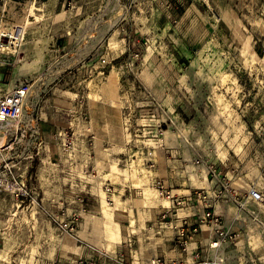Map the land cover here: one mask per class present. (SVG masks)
<instances>
[{"label": "rangeland", "instance_id": "1", "mask_svg": "<svg viewBox=\"0 0 264 264\" xmlns=\"http://www.w3.org/2000/svg\"><path fill=\"white\" fill-rule=\"evenodd\" d=\"M64 1L74 9L76 0ZM120 5L122 21L94 47L84 32L70 48L83 58L69 67L59 63L51 36L75 33L76 19L67 25L64 17L51 31L43 12L37 105L61 123L50 152L31 160L25 178L15 166L2 176L0 165V264L97 263L100 252L119 253L123 237L146 231L153 214L175 221L190 206L205 204L224 218L231 190H215L207 167L242 195L262 193L229 263L264 264V0ZM1 32L0 75L12 51ZM63 73L68 104L61 107L52 76ZM31 102L22 120L33 116ZM11 177L23 179V195H15ZM198 190L206 195L199 203Z\"/></svg>", "mask_w": 264, "mask_h": 264}, {"label": "crops", "instance_id": "2", "mask_svg": "<svg viewBox=\"0 0 264 264\" xmlns=\"http://www.w3.org/2000/svg\"><path fill=\"white\" fill-rule=\"evenodd\" d=\"M64 6V0H0V30H6V34L9 37H11V32L17 33L8 41L12 51L8 55H3L2 63L5 64L7 60L8 68H5L0 75V78L4 81L0 84V91L5 93L16 86L18 82L27 80L31 85L29 97L32 99V109L34 108L33 116L21 120L18 124L19 127L25 128L24 137H19L17 124H12L7 134L0 131V165L3 166L6 163L12 167L22 168L23 175H20L21 177L23 176L22 178L26 177L24 175L25 169L31 160L36 158L42 160L44 148H46L47 152H50V143L56 137V132L61 123L59 120L49 116L46 111L43 112L39 104L37 105V95L40 93L44 78L43 26L41 21L43 12L50 16L49 27L51 31L55 29L57 32V23L64 17L66 18L62 22L67 19V25H69L71 16L76 19L73 28H69L75 33L70 34L67 38L65 37L64 40L58 35L51 36L52 44L57 46V51H61L58 53V61L62 64L67 63L68 66L66 67L81 62L80 60L83 58L82 51L80 50L77 53L78 51L75 50L73 53L70 48L80 46L76 45V43L80 44L78 38L84 32L87 36L85 39L87 45L94 47L98 39L106 37L107 32L111 31L123 19L117 14L121 8L120 0H76L75 7L72 10H65ZM16 47L18 50H15ZM14 51L16 54H14ZM11 59L13 60L12 63ZM11 64L12 67L10 66ZM62 71H65L64 67ZM64 73L60 77V74L52 76L55 81L52 89L57 95L60 94L61 107L64 104H68L67 91L60 86ZM22 181L23 179L20 180V182ZM233 190L237 193L240 192V189L235 186ZM223 207L226 213L224 218L220 215L223 227L230 232L234 231L238 237L240 230L243 228L242 221L247 215L240 211L231 201L228 205H223ZM183 210L184 215L175 221L168 220L165 215L153 214L150 219L144 220L145 225L141 227V229L146 231H141L140 235L139 233L134 234V240L132 241L126 237L122 238V246L118 248L119 253L100 252L98 254V262L90 264H149V260L155 256L163 257L168 263L186 260L189 255L182 251L177 243L174 226L181 224L184 217L189 223L193 222L196 215L204 209L201 207L196 209L195 206H190L183 208ZM208 232V227L202 226V232L192 236V240L200 242L204 251H207L206 236ZM236 239L228 241L218 249L212 250L211 253L223 252L227 255L229 262L233 252L232 245H236L234 243ZM257 241L258 239L253 240L254 243H259ZM237 249L235 248V250ZM92 255L87 254V257H92ZM117 255L121 257L122 261H118L120 259L117 258ZM238 258L240 259V257ZM74 264L79 263L76 262Z\"/></svg>", "mask_w": 264, "mask_h": 264}, {"label": "built area", "instance_id": "3", "mask_svg": "<svg viewBox=\"0 0 264 264\" xmlns=\"http://www.w3.org/2000/svg\"><path fill=\"white\" fill-rule=\"evenodd\" d=\"M0 46H3L2 42H0ZM102 62H104V60H102ZM30 87L31 85L29 81L22 80L18 82L16 86L0 95V131H2L4 134L9 132L12 124H17L19 137L25 136V128L19 127L18 124L22 120L25 108L28 103ZM10 167L11 166L8 164L3 165L2 176H11ZM206 169V177L208 175L211 177L210 183H213V186L215 185V190H227L228 188L229 191L231 190L229 195L231 202L234 203L240 211L244 212L248 218H253L256 216L255 207L252 206V203L258 204L262 201V193L259 189L250 188L245 192V194L242 195L241 192H235V190H233V182H229V179L225 180V178H222L221 173L215 168L207 167ZM11 178L13 181L10 182L9 185L14 189V191L16 190L15 195H23L24 190L21 182L15 180L13 177ZM238 188L240 189V187ZM203 192V190H198L195 192L198 203L204 201L206 198V195ZM190 199L191 196L186 198V200ZM176 203L180 204L181 201H177ZM204 206L206 209L197 214L193 222L189 223L186 220V217H184L181 224L174 226L176 230V241L180 245L182 251L188 253L189 257L184 261H171L168 263L163 257L155 256L149 260V264H229L227 255H225L223 252L211 253V251L225 245L228 241H233L236 239L237 234L234 231L230 232L225 230L222 224L221 216L216 215L214 211L209 210L207 205L204 204ZM66 225L67 224H64V226ZM202 226H207L209 229V232L206 236L207 251L203 250L200 242L192 240V236L194 234L202 232Z\"/></svg>", "mask_w": 264, "mask_h": 264}, {"label": "bare ground", "instance_id": "4", "mask_svg": "<svg viewBox=\"0 0 264 264\" xmlns=\"http://www.w3.org/2000/svg\"><path fill=\"white\" fill-rule=\"evenodd\" d=\"M17 27H18V26H17ZM7 32H8V31H7ZM4 33H6V31H5V30H2L1 34H4ZM16 34H17L16 32H15V33H14V32H13V33L11 32L10 36H11V37H14ZM16 37H17V36H16Z\"/></svg>", "mask_w": 264, "mask_h": 264}]
</instances>
